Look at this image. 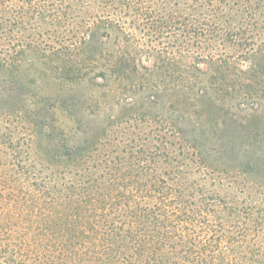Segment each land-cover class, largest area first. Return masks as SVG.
I'll use <instances>...</instances> for the list:
<instances>
[{"label": "trees", "instance_id": "16d2710c", "mask_svg": "<svg viewBox=\"0 0 264 264\" xmlns=\"http://www.w3.org/2000/svg\"><path fill=\"white\" fill-rule=\"evenodd\" d=\"M121 1L191 48L150 68L105 19L54 47L43 38L54 11L0 0V264H264V37L245 26L252 9ZM110 29L118 47L104 53ZM98 80L113 103L62 98L64 85Z\"/></svg>", "mask_w": 264, "mask_h": 264}, {"label": "rangeland", "instance_id": "374dc122", "mask_svg": "<svg viewBox=\"0 0 264 264\" xmlns=\"http://www.w3.org/2000/svg\"><path fill=\"white\" fill-rule=\"evenodd\" d=\"M40 2L42 7L49 8L56 13L55 19L48 20V24L44 25L43 38L46 43L54 47L69 45L80 40L85 36L88 29H91L98 24L100 20L105 19L117 23L126 33L134 37L139 48L144 50L142 61L145 65L152 68L154 65V55L159 52H168L172 55L191 47H183L185 44L181 38L172 33H162L149 29L144 23L136 18L134 15L125 13L129 11L127 2L121 0H36ZM127 1V0H125ZM243 9L245 6L251 8V14L245 16L247 19V26L251 33L256 38L264 37V0H240ZM233 2V1H232ZM230 7H234L232 4ZM143 5V4H141ZM177 3L175 0L169 1L166 6L173 7ZM165 6V3L163 4ZM226 19L230 18L231 22L236 24L237 20L234 17V10L229 9ZM245 14V10L243 11ZM252 17V18H251ZM108 33V34H106ZM102 35L100 39L101 50L104 53L113 52L117 49L119 41L116 39V34L113 30L99 32ZM108 35V36H107ZM186 46V45H185ZM38 82L42 81L44 77L37 75ZM97 80V79H96ZM102 86L91 87V85H64L62 91V98L70 95L81 93H95L99 102L102 105L114 102V99L107 94L108 87H105V81L98 80ZM96 83H98L96 81ZM105 85V86H104ZM51 87H47L49 89ZM120 90V89H119ZM71 92V93H70ZM233 111H236V105L227 103Z\"/></svg>", "mask_w": 264, "mask_h": 264}]
</instances>
